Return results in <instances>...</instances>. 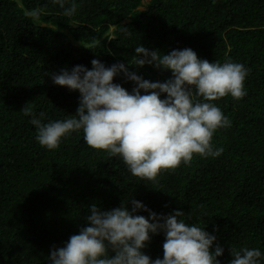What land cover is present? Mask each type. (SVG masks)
Listing matches in <instances>:
<instances>
[{
  "label": "trees",
  "instance_id": "obj_1",
  "mask_svg": "<svg viewBox=\"0 0 264 264\" xmlns=\"http://www.w3.org/2000/svg\"><path fill=\"white\" fill-rule=\"evenodd\" d=\"M77 3V14L66 17L50 0H0V264H48L52 248L87 223L91 204L108 210L128 200L131 207V198L157 213L180 209L189 223L205 226L217 236L213 247L224 248L221 264L232 259L231 246L264 251V0ZM32 8L45 9L39 23L24 15ZM138 44L165 53L191 47L210 62L230 58L250 69L246 96L214 101L232 122L214 133L222 154L194 156L190 165L165 170L153 183L87 145L82 133L55 150L42 147L22 108L62 119L79 104L78 90L54 84L51 73L77 64L91 68L95 58L106 66L123 62L151 81L171 76L130 64ZM114 82L134 87L122 73ZM137 214L149 215L144 209ZM164 239L162 231L152 235L143 251L162 258Z\"/></svg>",
  "mask_w": 264,
  "mask_h": 264
},
{
  "label": "clouds",
  "instance_id": "obj_2",
  "mask_svg": "<svg viewBox=\"0 0 264 264\" xmlns=\"http://www.w3.org/2000/svg\"><path fill=\"white\" fill-rule=\"evenodd\" d=\"M50 3L58 5L66 17L77 14V0ZM44 12V8H32L24 15L39 23ZM119 31L132 35L123 26ZM135 53L130 64L152 65L169 70L171 76L151 81L123 62L106 66L95 58L91 68L77 64L71 70L53 72L54 84L78 90L79 104L73 115L62 119H46L44 112L37 114L26 104L22 110L35 126L36 141L55 150L73 133H82L87 145L122 160L132 176L153 183L165 170L190 165L194 156L221 155L224 149L214 143V133L232 122L214 101L227 95L234 100L246 96L250 69L230 58L210 62L191 47L165 53L138 44ZM121 73L134 82L130 91L114 82ZM161 94L166 95L162 98ZM130 203L131 207L127 200L108 210L91 204L87 223L63 246L52 248L48 264H221L218 257L224 248L218 243L213 247L217 236L197 222L189 223L185 212L157 213L135 198ZM141 209L149 215L137 214ZM161 231L163 257L153 259L143 249ZM230 252L228 264H264V251L259 247L231 246Z\"/></svg>",
  "mask_w": 264,
  "mask_h": 264
}]
</instances>
